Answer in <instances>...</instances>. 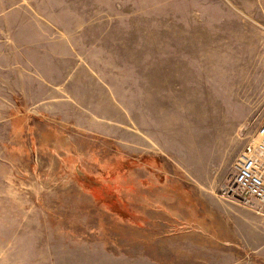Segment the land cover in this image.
I'll return each mask as SVG.
<instances>
[{
  "label": "rangeland",
  "instance_id": "374dc122",
  "mask_svg": "<svg viewBox=\"0 0 264 264\" xmlns=\"http://www.w3.org/2000/svg\"><path fill=\"white\" fill-rule=\"evenodd\" d=\"M115 2L131 114L84 129L0 99V236L36 247L10 262L264 264V218L229 192L264 122V0Z\"/></svg>",
  "mask_w": 264,
  "mask_h": 264
},
{
  "label": "crops",
  "instance_id": "0c3cea01",
  "mask_svg": "<svg viewBox=\"0 0 264 264\" xmlns=\"http://www.w3.org/2000/svg\"><path fill=\"white\" fill-rule=\"evenodd\" d=\"M117 7L115 0H0V84L12 85L5 95L0 87V99L84 129L131 114L115 81L113 53L131 44V27H117ZM35 248L34 237L0 236V264H17L13 253Z\"/></svg>",
  "mask_w": 264,
  "mask_h": 264
},
{
  "label": "built area",
  "instance_id": "2783aa9c",
  "mask_svg": "<svg viewBox=\"0 0 264 264\" xmlns=\"http://www.w3.org/2000/svg\"><path fill=\"white\" fill-rule=\"evenodd\" d=\"M231 187L229 192L236 193L264 218V122L240 152Z\"/></svg>",
  "mask_w": 264,
  "mask_h": 264
}]
</instances>
